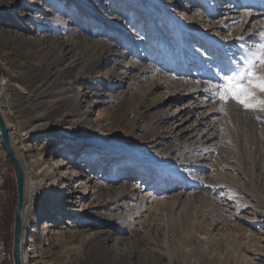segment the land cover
Listing matches in <instances>:
<instances>
[{
    "label": "rangeland",
    "instance_id": "rangeland-1",
    "mask_svg": "<svg viewBox=\"0 0 264 264\" xmlns=\"http://www.w3.org/2000/svg\"><path fill=\"white\" fill-rule=\"evenodd\" d=\"M261 30L264 0H0L2 105L14 125L47 121L67 130L57 124L70 114L81 141L54 130L43 136L60 141L55 147L66 161L87 165L86 180L94 172L113 188L128 179L140 196H153L152 210L138 212L132 203L124 210L142 230L115 235L125 238L119 246L133 252L132 264H169L160 257L173 264H264V113L231 102L220 112V102L204 92L229 58L235 63L242 44L260 42ZM113 69H128L125 81L106 85L91 113L75 111L73 99L88 79ZM100 90L91 84L92 93ZM175 125L184 131L179 149L164 151L173 140L148 148ZM45 138L39 141L47 149ZM88 149L92 156L81 159ZM43 192L28 195L26 232L35 228L31 248L44 264H120L108 249L113 241L106 247L101 239H41L43 221L33 212L48 204ZM15 193L13 164L0 145V228L11 198L7 209L15 213ZM5 232L12 250L14 214Z\"/></svg>",
    "mask_w": 264,
    "mask_h": 264
},
{
    "label": "bare ground",
    "instance_id": "bare-ground-1",
    "mask_svg": "<svg viewBox=\"0 0 264 264\" xmlns=\"http://www.w3.org/2000/svg\"><path fill=\"white\" fill-rule=\"evenodd\" d=\"M40 38L45 39L44 37ZM127 71L129 70L127 69ZM127 71L124 69L120 70L119 73L117 70L110 71V73L104 77L97 75L89 78V76L87 83L83 86V92H79L73 99V107L75 111L81 113L82 115L91 113L99 103L101 96L106 95L105 93L102 94L106 85H112L115 82L123 83L125 81L124 79L127 77ZM1 83L0 110L6 121L8 130L10 129L9 137L11 146L20 163L25 179V203L21 227L22 264H44L43 262H45L42 258H40V251L36 249V247L31 248V246H33L32 243H34L35 234H33V232H35V228H33L32 233L26 232L28 222L27 198L30 191L33 193V191H39V189H43L44 196L48 200V204L43 212L42 210L39 211L40 209L38 207H36L33 212L38 220L43 221L42 225H39L37 229L41 239L49 237H54L56 239L60 237L69 239L84 238L92 241L91 243H94L95 240L99 241V239H101L103 240V245L106 247L109 242L113 241L112 245L108 246L109 251H111L117 259H119L120 264H132L131 258L133 256V252H128L130 255H126L125 251L119 246L120 243H124L125 238L118 239L115 235L122 234L126 230L130 231L131 229H135L136 232H140L142 230V227L138 228L136 224V222L139 223V220L133 219L134 221H131L125 219L124 210L126 209L128 203L139 205L140 208L137 209L138 212L152 210L154 206L150 204L154 203L153 196L148 193L145 196H140V186H133L131 180L128 179L123 181L121 185L116 187L114 186L113 188L99 180V176H97L94 172L91 173L89 179L86 180L81 168H88V166L82 162V166L80 168L78 167V164H76L75 160L74 162L66 161V152L62 151L61 153H58L55 147L56 145L61 144L60 141H56L53 138L43 137L49 130H54L62 132L69 138L72 137V139H77L75 141H81V139H83V135L78 136L72 133L73 129H80L81 126H79L76 121H72L68 118L71 117L70 114L65 115L57 124L61 127L64 126L65 128H68L67 130L54 128L47 121H42L41 123H31L26 122V120L22 122L21 119L20 122L16 123L17 125L12 124L6 111L4 110L1 99V95L5 91L3 85L5 83L7 84V82L2 80ZM93 83L100 84V92L92 93L91 84ZM74 85L75 87L77 86L76 84ZM69 123H71V125H69ZM177 128L178 125H175L173 130L163 129L158 132L151 138V140H149L148 148H155L165 144L167 141L173 140L174 147L164 150L167 151V155H171L173 149H179V147L182 146L179 142L184 131L179 132ZM88 130L91 129L89 128ZM193 131L196 132L197 130L194 129L191 132L193 133ZM43 138L47 141V149H45V146L39 141L40 139L43 140ZM198 138L200 140L202 136L200 135ZM0 145H3L1 138ZM190 149L192 148L189 147L188 151ZM46 151L48 152L46 153ZM186 151L187 149H185L184 152H178L175 157L181 159L183 154H186ZM91 156L92 153L90 152V149H88L85 154L81 156V159L83 157L88 158ZM133 163V160L127 161V164ZM145 171L148 170L145 168ZM205 186L207 187V185ZM110 190L113 192L110 193ZM36 196L38 195H32V201ZM180 196L181 195L175 197L173 200ZM75 199H77V201H75ZM35 201H38V199L35 198ZM75 202L78 203L76 204ZM44 213L45 215H43ZM131 214H134V212L131 211L129 216H131ZM44 216H47L48 218L44 219ZM64 217L67 218L65 223L57 225L60 223L59 220L61 218L64 219ZM72 219L74 220L72 221ZM97 220L103 222V228L91 232V225H98ZM66 223L67 225H65ZM198 239H200L199 241H205L204 243L208 240L207 236H198ZM0 244L5 245L3 244L1 237ZM7 251L5 248L3 254V264L12 256ZM160 260L173 264L172 257H160Z\"/></svg>",
    "mask_w": 264,
    "mask_h": 264
},
{
    "label": "snow or ice",
    "instance_id": "snow-or-ice-1",
    "mask_svg": "<svg viewBox=\"0 0 264 264\" xmlns=\"http://www.w3.org/2000/svg\"><path fill=\"white\" fill-rule=\"evenodd\" d=\"M245 15L251 12L246 11ZM258 35L260 42L254 47L242 44L235 63L229 58L220 72L214 74L216 82H209L204 89L208 93L206 100L220 102L218 111L224 112L231 102L246 112L264 113V30Z\"/></svg>",
    "mask_w": 264,
    "mask_h": 264
},
{
    "label": "water",
    "instance_id": "water-1",
    "mask_svg": "<svg viewBox=\"0 0 264 264\" xmlns=\"http://www.w3.org/2000/svg\"><path fill=\"white\" fill-rule=\"evenodd\" d=\"M0 138L2 139L4 149L6 150L8 157L10 158L13 164L15 179L17 183L18 201L14 213V235H13L12 257L14 264H22L21 227H22V218H23V210L25 203V179L20 163L16 158L14 150L11 146L8 126L1 113V110H0Z\"/></svg>",
    "mask_w": 264,
    "mask_h": 264
},
{
    "label": "trees",
    "instance_id": "trees-1",
    "mask_svg": "<svg viewBox=\"0 0 264 264\" xmlns=\"http://www.w3.org/2000/svg\"><path fill=\"white\" fill-rule=\"evenodd\" d=\"M12 182L9 181L8 179H6L4 182H3V187H5L8 191H10L14 186H12L11 184ZM15 191H16V188H15ZM16 195V198H17V193H15ZM13 196H14V193H13ZM14 198H11L8 202V205H6V214L4 215V222L2 223V227L0 228V237L3 241V244H5V248H6V251L8 253H10L12 255V250L9 248V244H8V234L5 232L7 231L9 228H10V222L12 221V217H13V214L14 212L10 213V210L7 209V207L9 208V205L10 203H12L14 200ZM18 201V200H17ZM11 262H13L11 260ZM11 262H6L5 264H11Z\"/></svg>",
    "mask_w": 264,
    "mask_h": 264
},
{
    "label": "built area",
    "instance_id": "built-area-1",
    "mask_svg": "<svg viewBox=\"0 0 264 264\" xmlns=\"http://www.w3.org/2000/svg\"><path fill=\"white\" fill-rule=\"evenodd\" d=\"M4 251H5V246L0 244V264H3Z\"/></svg>",
    "mask_w": 264,
    "mask_h": 264
}]
</instances>
